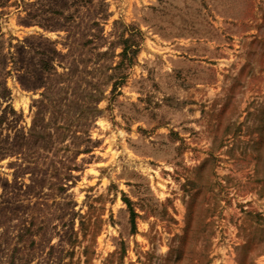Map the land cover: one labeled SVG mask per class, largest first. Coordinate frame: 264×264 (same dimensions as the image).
Here are the masks:
<instances>
[{
  "label": "rangeland",
  "instance_id": "rangeland-1",
  "mask_svg": "<svg viewBox=\"0 0 264 264\" xmlns=\"http://www.w3.org/2000/svg\"><path fill=\"white\" fill-rule=\"evenodd\" d=\"M0 141V264H264V0H0Z\"/></svg>",
  "mask_w": 264,
  "mask_h": 264
},
{
  "label": "trees",
  "instance_id": "trees-1",
  "mask_svg": "<svg viewBox=\"0 0 264 264\" xmlns=\"http://www.w3.org/2000/svg\"><path fill=\"white\" fill-rule=\"evenodd\" d=\"M135 52H136V49L134 47V45L132 43H126L123 45V49H122V52H121V60L122 62L123 61H126L128 64H130L132 58H133V55H135ZM42 63V66L40 67L41 69L45 70L46 69V65L47 63L45 61H41ZM115 89V83L113 84V87H112V91ZM39 112L37 111L34 119H36V121L39 118ZM36 121L34 120L33 122V126L31 127L30 129V133H29V137H36V136H41L43 131H40V129H37L36 127ZM39 130V131H38ZM0 149H1V141H0ZM134 217L135 215H130L129 216V221L131 223L132 226H134Z\"/></svg>",
  "mask_w": 264,
  "mask_h": 264
}]
</instances>
